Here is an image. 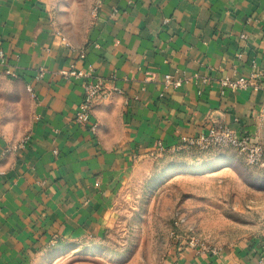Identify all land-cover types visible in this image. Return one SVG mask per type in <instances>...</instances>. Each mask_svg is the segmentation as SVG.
<instances>
[{
  "label": "crops",
  "instance_id": "1",
  "mask_svg": "<svg viewBox=\"0 0 264 264\" xmlns=\"http://www.w3.org/2000/svg\"><path fill=\"white\" fill-rule=\"evenodd\" d=\"M1 51L0 264L102 241L140 171L150 174L154 154L183 136L222 125L264 146V85H222L264 71V0H0ZM80 70L122 90L83 123L86 78L68 74ZM222 149H181L175 159L208 169ZM261 258L264 228L218 250L181 241L164 264Z\"/></svg>",
  "mask_w": 264,
  "mask_h": 264
},
{
  "label": "rangeland",
  "instance_id": "2",
  "mask_svg": "<svg viewBox=\"0 0 264 264\" xmlns=\"http://www.w3.org/2000/svg\"><path fill=\"white\" fill-rule=\"evenodd\" d=\"M176 153L154 154L151 173L140 171L102 241L58 244L35 264H164L181 241L222 247L264 228V159L250 165L225 148L205 169Z\"/></svg>",
  "mask_w": 264,
  "mask_h": 264
},
{
  "label": "built area",
  "instance_id": "3",
  "mask_svg": "<svg viewBox=\"0 0 264 264\" xmlns=\"http://www.w3.org/2000/svg\"><path fill=\"white\" fill-rule=\"evenodd\" d=\"M60 34V33H59ZM242 34V37H245ZM65 40L66 37L62 36ZM0 56L4 60V54L1 51ZM82 57H85L83 51ZM241 56V54L239 55ZM74 68V64H71ZM92 70V69H91ZM68 74H72L78 77H85L86 80L83 83V100L76 111V121L79 123L86 122L89 119L91 110L94 104L98 101L109 98L112 92H122L117 86H109L107 80L103 78L91 79L93 76L91 72L84 71H70ZM43 77V72L36 76L39 80ZM165 82L168 86L178 87L181 84L179 79L174 78L172 75L165 76ZM223 88H230L232 90L245 89L253 85H264V71H257L251 76H238L235 78L226 77L222 81ZM27 90L34 94V88L32 83L28 84ZM96 125L93 126L95 129ZM29 139L27 136L25 142ZM24 142V143H25ZM197 148L200 150H208L210 148H235L244 155L246 161L250 165H259L264 159V146L256 141L252 135L239 136L238 133L228 126H211L207 131L202 132L194 136H183L178 147L173 148L171 151H178L181 149ZM160 151L164 150L162 144H159ZM57 152V151H55ZM190 247L199 248L202 250H218V247H212L199 243L195 238L186 242ZM259 264H264V258H261Z\"/></svg>",
  "mask_w": 264,
  "mask_h": 264
}]
</instances>
